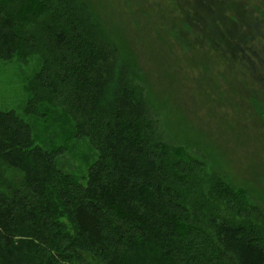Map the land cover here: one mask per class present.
I'll use <instances>...</instances> for the list:
<instances>
[{
	"label": "trees",
	"instance_id": "obj_1",
	"mask_svg": "<svg viewBox=\"0 0 264 264\" xmlns=\"http://www.w3.org/2000/svg\"><path fill=\"white\" fill-rule=\"evenodd\" d=\"M31 57L25 113L62 111L97 157L80 183L0 109V264H264V206L164 132L92 0H0V62Z\"/></svg>",
	"mask_w": 264,
	"mask_h": 264
},
{
	"label": "rangeland",
	"instance_id": "obj_2",
	"mask_svg": "<svg viewBox=\"0 0 264 264\" xmlns=\"http://www.w3.org/2000/svg\"><path fill=\"white\" fill-rule=\"evenodd\" d=\"M196 1L200 10L188 0L92 3L112 40L136 61L164 132L223 163L264 206V119L251 103L255 93L264 113V0ZM39 70L37 57L1 61L0 109L27 120L36 144L62 149L56 166L85 183L96 152L75 137L68 116L51 107L44 115L25 113L27 86Z\"/></svg>",
	"mask_w": 264,
	"mask_h": 264
},
{
	"label": "flooded vegetation",
	"instance_id": "obj_3",
	"mask_svg": "<svg viewBox=\"0 0 264 264\" xmlns=\"http://www.w3.org/2000/svg\"><path fill=\"white\" fill-rule=\"evenodd\" d=\"M238 50V49H237ZM239 51V50H238Z\"/></svg>",
	"mask_w": 264,
	"mask_h": 264
}]
</instances>
